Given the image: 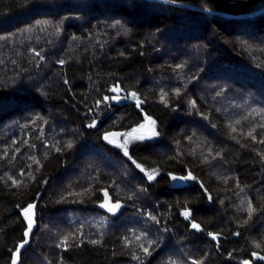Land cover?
<instances>
[{"label": "trees", "instance_id": "trees-1", "mask_svg": "<svg viewBox=\"0 0 264 264\" xmlns=\"http://www.w3.org/2000/svg\"><path fill=\"white\" fill-rule=\"evenodd\" d=\"M34 201L20 264H264V0H0V264Z\"/></svg>", "mask_w": 264, "mask_h": 264}, {"label": "water", "instance_id": "water-1", "mask_svg": "<svg viewBox=\"0 0 264 264\" xmlns=\"http://www.w3.org/2000/svg\"><path fill=\"white\" fill-rule=\"evenodd\" d=\"M216 1L219 2L228 12H230V13H239L241 11L242 7H244V6L252 3L254 1H258V0H246L243 3L238 4V5H231L230 3H228V2H226L224 0H216ZM36 204H37V201L31 202V203L25 205L23 207L22 211H21V218H22V220L25 223V229L23 231V239L16 245L15 249L12 251L9 264H12L13 257L16 254V250L20 246V244L23 241H25V240L29 241V239L32 237V235L34 234V232L37 229ZM115 204H119L120 207L117 208L116 211H114V212L109 211L108 209L110 207H112L113 205H115ZM29 205H32L33 206L32 209H31L32 228H31L30 234L27 237H25L24 233H25V231L28 230V221L25 219L24 209L28 208ZM102 205H105V206L102 207ZM126 206L127 205L125 203H123V202H121L119 200H113V198L109 194V192L106 189H104V190H102V199L97 203V206L96 207L98 209H100L101 211H104L105 213H107L110 216H116L124 208H126ZM26 246H27V243L24 244V247L20 249V255L18 257L17 264H20L21 263V255H22L23 251L26 249Z\"/></svg>", "mask_w": 264, "mask_h": 264}, {"label": "rangeland", "instance_id": "rangeland-1", "mask_svg": "<svg viewBox=\"0 0 264 264\" xmlns=\"http://www.w3.org/2000/svg\"><path fill=\"white\" fill-rule=\"evenodd\" d=\"M114 96L119 97V99L116 101H122V100L126 99L128 101H133L139 107L140 101L136 95L133 96L132 92L118 91L117 93H114L111 95V97H114ZM111 97H109V98H111ZM151 122H152V120L149 117L145 116V119L137 128H134V129H132L128 132H125V133L109 134L108 138L110 141H112V143H125V141L130 143V142H135V141H146V140L151 141V140H154V138L156 136H151V130L154 127V125ZM140 136H143L145 138L144 139H137V137H140ZM178 178H180V177H178ZM173 182L176 184H183L186 181H185V179H176V180H173Z\"/></svg>", "mask_w": 264, "mask_h": 264}, {"label": "snow or ice", "instance_id": "snow-or-ice-1", "mask_svg": "<svg viewBox=\"0 0 264 264\" xmlns=\"http://www.w3.org/2000/svg\"><path fill=\"white\" fill-rule=\"evenodd\" d=\"M61 63H63V62H61ZM118 90L119 89H117V88L112 89V91H114V92L115 91H118ZM133 96H135L134 93H133ZM108 99H109V97H105V100H108ZM111 99L118 100L119 97L118 96H114V97H111ZM151 123L153 125L155 124L154 121H152ZM156 135H158V133L155 131V129L153 127V129L151 130V136H156ZM144 138L145 137H143V136L137 137V139H144ZM105 139H108V137L106 136ZM110 142H112V141H110ZM126 144H127V141H125V145ZM125 145H121V147H125ZM125 155H128L127 150H125ZM137 166L139 167V165H137ZM141 170L143 171V169H141ZM153 178H154L153 175L149 174L148 179L149 180H152ZM188 178H192V177L191 176L186 177V178L185 177H180V178L173 177V180H176V179H188ZM104 206L105 205H102V207H104ZM32 207H33L32 205H29L28 208L24 209L25 219L28 221V230L25 231V233H24L25 237H27L30 234L31 228H32V217H31V209H32ZM119 207H120L119 204H115L112 207H110L108 210L111 211V212H114ZM184 215H185V218H188L189 213L188 212H185ZM151 219L155 220V217H151ZM192 227L194 229L199 230V225L198 224L193 223L192 224ZM209 235L212 237L213 240H215L217 238L216 234L209 233ZM27 242H28L27 240L23 241L20 244V246L17 248L16 254L14 255L13 260H12V264H17V260H18V257L20 255V249L23 248L24 247V244H26ZM93 243H95V241ZM257 247H259V245H257ZM144 252H145L146 255H149L150 254L147 248H144ZM253 255H256V254L254 253ZM259 259L264 260V256L259 257ZM244 264H250V262L249 261H245Z\"/></svg>", "mask_w": 264, "mask_h": 264}]
</instances>
